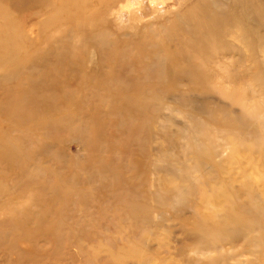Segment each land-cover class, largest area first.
<instances>
[{
  "label": "rangeland",
  "instance_id": "obj_1",
  "mask_svg": "<svg viewBox=\"0 0 264 264\" xmlns=\"http://www.w3.org/2000/svg\"><path fill=\"white\" fill-rule=\"evenodd\" d=\"M263 13L0 0V264H264Z\"/></svg>",
  "mask_w": 264,
  "mask_h": 264
},
{
  "label": "bare ground",
  "instance_id": "obj_2",
  "mask_svg": "<svg viewBox=\"0 0 264 264\" xmlns=\"http://www.w3.org/2000/svg\"><path fill=\"white\" fill-rule=\"evenodd\" d=\"M246 12L247 15L255 13L256 16H259L260 13H263L262 6L255 0H235ZM264 14V13H263ZM212 16L217 15L216 9L213 7L211 11Z\"/></svg>",
  "mask_w": 264,
  "mask_h": 264
}]
</instances>
